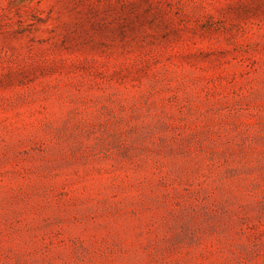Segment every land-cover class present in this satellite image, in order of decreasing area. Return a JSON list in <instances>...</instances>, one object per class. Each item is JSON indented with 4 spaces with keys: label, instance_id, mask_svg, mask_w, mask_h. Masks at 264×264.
<instances>
[{
    "label": "rangeland",
    "instance_id": "374dc122",
    "mask_svg": "<svg viewBox=\"0 0 264 264\" xmlns=\"http://www.w3.org/2000/svg\"><path fill=\"white\" fill-rule=\"evenodd\" d=\"M0 264H264V0H0Z\"/></svg>",
    "mask_w": 264,
    "mask_h": 264
}]
</instances>
